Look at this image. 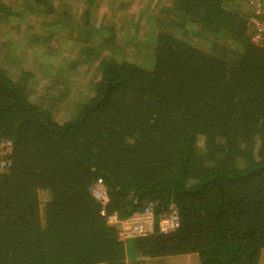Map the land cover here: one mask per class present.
<instances>
[{"label":"trees","instance_id":"trees-1","mask_svg":"<svg viewBox=\"0 0 264 264\" xmlns=\"http://www.w3.org/2000/svg\"><path fill=\"white\" fill-rule=\"evenodd\" d=\"M237 3L176 0L165 20H147L156 30L145 33L153 39L147 58L88 57H100L95 81L71 114L58 112L65 94L35 96L27 73L14 79L0 65V142H11L0 169V264H126L127 239L107 216L150 202L155 229L135 237L140 254L258 263L264 39L253 34L255 20L264 24V1L261 14ZM98 177L106 204L91 194ZM172 207L179 227L159 232Z\"/></svg>","mask_w":264,"mask_h":264},{"label":"rangeland","instance_id":"rangeland-1","mask_svg":"<svg viewBox=\"0 0 264 264\" xmlns=\"http://www.w3.org/2000/svg\"><path fill=\"white\" fill-rule=\"evenodd\" d=\"M175 1L42 0L39 4L37 0H0V65L14 79L27 73L35 96L49 93L56 100L65 94L56 101L60 105L58 112L61 116L64 112L71 114L73 107V112L77 108L74 102L82 101L95 81L100 57L92 63L88 57L92 59L100 52L117 58H147L153 41L149 34L156 31L148 28L147 20H165L164 14ZM238 1L237 7L244 12L249 11V6L260 14L263 11L264 0ZM101 29L105 30L100 35ZM83 30L87 34L80 33ZM195 40L198 41H192ZM84 52L87 56L81 59ZM199 143L203 146L202 140ZM47 198L41 191V206ZM124 241L125 250L129 248V264H137L135 254L130 252L135 251L136 239Z\"/></svg>","mask_w":264,"mask_h":264},{"label":"built area","instance_id":"built-area-1","mask_svg":"<svg viewBox=\"0 0 264 264\" xmlns=\"http://www.w3.org/2000/svg\"><path fill=\"white\" fill-rule=\"evenodd\" d=\"M256 24V32L253 34V40L263 41L264 39V24L260 20L254 21ZM10 141L0 142V169H5L9 165V160L4 157L6 152H9ZM93 197L106 204L109 196L107 186L102 177H98L91 187ZM154 204L150 202L143 211L134 212L131 215L122 218L118 212H113L107 216L108 222L116 224L119 227L121 238H135L145 236L154 232L155 229V214L153 209ZM165 216L160 218L158 226L159 232L167 233L176 230L180 225V216L175 207ZM104 213V212H103Z\"/></svg>","mask_w":264,"mask_h":264},{"label":"crops","instance_id":"crops-1","mask_svg":"<svg viewBox=\"0 0 264 264\" xmlns=\"http://www.w3.org/2000/svg\"><path fill=\"white\" fill-rule=\"evenodd\" d=\"M130 252L135 254L134 259L137 264H202L197 253L176 254L165 256H144L140 254L136 248L135 251L130 249ZM126 264H129V248L125 250ZM258 264H264V249L260 254Z\"/></svg>","mask_w":264,"mask_h":264}]
</instances>
